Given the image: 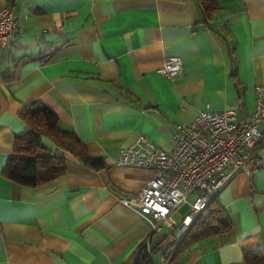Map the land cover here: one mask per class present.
Instances as JSON below:
<instances>
[{"label":"crops","instance_id":"obj_1","mask_svg":"<svg viewBox=\"0 0 264 264\" xmlns=\"http://www.w3.org/2000/svg\"><path fill=\"white\" fill-rule=\"evenodd\" d=\"M21 18L15 45L0 47V264H133L142 245L177 235L122 203L152 171L117 163L140 134L171 150L177 127L205 108L241 104L250 115L264 84V0H223L209 21L197 0H0ZM183 70L168 78L167 57ZM40 102L72 129L95 168L42 136L40 154L66 156L64 174L38 186L3 175L20 111ZM263 163L239 173L218 203L234 225L178 253L171 264H243L264 247ZM184 208H189L185 205ZM184 213V212H183ZM168 223V225H166ZM154 262L155 260L153 253Z\"/></svg>","mask_w":264,"mask_h":264},{"label":"built area","instance_id":"obj_2","mask_svg":"<svg viewBox=\"0 0 264 264\" xmlns=\"http://www.w3.org/2000/svg\"><path fill=\"white\" fill-rule=\"evenodd\" d=\"M20 25L21 18L10 5L0 7L1 48L15 45ZM182 70L183 61L177 55L167 57L158 69L168 78H174ZM263 137L264 84H261L250 115L243 113L239 103L225 109L205 108L191 123L177 127L171 150L143 134L122 149L119 165L152 171L138 196L122 198V203L146 221L152 233L161 231L165 221L177 231L173 242L163 247L154 264H171L190 226L222 190L239 173L252 174L263 165L259 157ZM185 205L189 208L183 213Z\"/></svg>","mask_w":264,"mask_h":264},{"label":"trees","instance_id":"obj_3","mask_svg":"<svg viewBox=\"0 0 264 264\" xmlns=\"http://www.w3.org/2000/svg\"><path fill=\"white\" fill-rule=\"evenodd\" d=\"M197 1L206 22L212 19L215 12L222 9L223 0ZM20 116L30 129L16 137L14 152L3 170L6 178L21 185L38 186L64 174L66 156L39 153L43 148L42 136L49 138L59 149L69 152L89 166H104L101 160L89 155L85 144L76 133L65 127L56 113L44 104L29 103L20 111ZM217 199L213 200L190 226L176 254L186 252L194 243L204 238L227 234L232 230L234 222ZM161 244L142 245L133 264H154L153 253L161 248ZM243 264H264V247L245 252Z\"/></svg>","mask_w":264,"mask_h":264},{"label":"rangeland","instance_id":"obj_4","mask_svg":"<svg viewBox=\"0 0 264 264\" xmlns=\"http://www.w3.org/2000/svg\"><path fill=\"white\" fill-rule=\"evenodd\" d=\"M187 211V208H184L183 210H182V212H186ZM175 218L178 220V221H180V216L179 215H177V214H175ZM166 225H168V223L166 224ZM171 228V223L169 222V226H165V230L163 231V232H166L168 229H170ZM166 244H168V243H166ZM169 244H171V243H169ZM177 253V252H176ZM177 254H175V256H176ZM154 258H155V260H158L157 258H158V256L156 255V253H154Z\"/></svg>","mask_w":264,"mask_h":264}]
</instances>
